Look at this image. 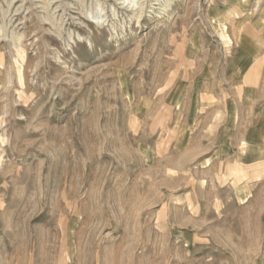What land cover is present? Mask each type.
<instances>
[{"label":"rangeland","instance_id":"obj_1","mask_svg":"<svg viewBox=\"0 0 264 264\" xmlns=\"http://www.w3.org/2000/svg\"><path fill=\"white\" fill-rule=\"evenodd\" d=\"M0 264H264V0H0Z\"/></svg>","mask_w":264,"mask_h":264}]
</instances>
